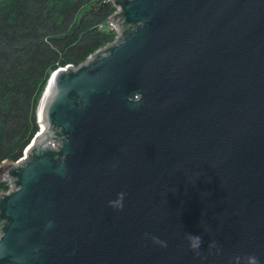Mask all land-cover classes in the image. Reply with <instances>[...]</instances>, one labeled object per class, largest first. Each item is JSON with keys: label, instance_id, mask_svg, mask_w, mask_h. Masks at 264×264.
Masks as SVG:
<instances>
[{"label": "water", "instance_id": "1", "mask_svg": "<svg viewBox=\"0 0 264 264\" xmlns=\"http://www.w3.org/2000/svg\"><path fill=\"white\" fill-rule=\"evenodd\" d=\"M111 1L0 163V264H264V0Z\"/></svg>", "mask_w": 264, "mask_h": 264}, {"label": "trees", "instance_id": "2", "mask_svg": "<svg viewBox=\"0 0 264 264\" xmlns=\"http://www.w3.org/2000/svg\"><path fill=\"white\" fill-rule=\"evenodd\" d=\"M114 9L110 0H0V163L22 156L38 130L50 74L112 40Z\"/></svg>", "mask_w": 264, "mask_h": 264}, {"label": "built area", "instance_id": "3", "mask_svg": "<svg viewBox=\"0 0 264 264\" xmlns=\"http://www.w3.org/2000/svg\"><path fill=\"white\" fill-rule=\"evenodd\" d=\"M115 26V29H116V33L113 37V39L110 41H114V39L119 35L120 33V29L116 26V24L114 25ZM8 183H6V187L2 190L3 192H9L11 189H12V184L10 182V179H7Z\"/></svg>", "mask_w": 264, "mask_h": 264}, {"label": "rangeland", "instance_id": "4", "mask_svg": "<svg viewBox=\"0 0 264 264\" xmlns=\"http://www.w3.org/2000/svg\"><path fill=\"white\" fill-rule=\"evenodd\" d=\"M107 23L110 24L108 21H107ZM108 24H107V25H108ZM114 27H115V26H114ZM2 183L4 184L3 188H5V187H6V183H8V181L6 180V178L4 179V181H3Z\"/></svg>", "mask_w": 264, "mask_h": 264}, {"label": "clouds", "instance_id": "5", "mask_svg": "<svg viewBox=\"0 0 264 264\" xmlns=\"http://www.w3.org/2000/svg\"><path fill=\"white\" fill-rule=\"evenodd\" d=\"M139 98H140V97L137 96V100H139ZM119 196H120V198L122 199V197H123V193H120ZM119 206H120V207L122 206V205H121V202H120V205H119Z\"/></svg>", "mask_w": 264, "mask_h": 264}, {"label": "bare ground", "instance_id": "6", "mask_svg": "<svg viewBox=\"0 0 264 264\" xmlns=\"http://www.w3.org/2000/svg\"><path fill=\"white\" fill-rule=\"evenodd\" d=\"M39 108H40V104H39Z\"/></svg>", "mask_w": 264, "mask_h": 264}]
</instances>
